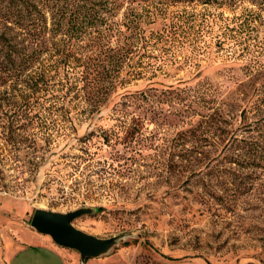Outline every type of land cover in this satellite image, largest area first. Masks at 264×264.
<instances>
[{
	"label": "rangeland",
	"instance_id": "obj_1",
	"mask_svg": "<svg viewBox=\"0 0 264 264\" xmlns=\"http://www.w3.org/2000/svg\"><path fill=\"white\" fill-rule=\"evenodd\" d=\"M115 1L120 4L116 18H124L128 9L136 12L138 26L147 34L160 29L184 7L177 0ZM6 3L0 0V8L6 9ZM205 16L216 21L215 29L192 41L181 36L175 44L169 43L167 59L171 63L157 79L175 84L179 78H207L216 85L224 84L221 92L231 102L238 100L236 95L229 97L233 91L225 89L234 85L232 76L245 78L241 60L230 59L219 48L216 31L224 21L253 18L256 38L264 45V0L210 5ZM139 45L136 59L144 60L145 65L163 59L155 49L150 50L155 56L147 57L150 47L141 41ZM147 84V80H139L119 88L100 108L72 102L67 111H42L52 137L37 140L42 147L37 152L42 161L39 168L8 170L12 186L0 192V264H264V169L216 168L217 161H226L223 146L241 123L240 110L223 109L229 122H223L219 139L217 133L209 134L211 144L203 149L209 158L198 156L175 172L169 171L164 166L170 156L168 140L175 131L189 127L180 118L167 112L168 125L141 123L143 130L147 127L156 136L128 148L117 144V137L111 134L125 118L134 124L132 117L139 113L114 103L124 90H142ZM115 150L123 158L113 164ZM220 154L222 158L217 159ZM230 167L235 170H228ZM194 169L201 170L197 174ZM84 205L100 209L76 219V227L103 238L121 237L108 254L85 263L78 251L58 246L31 226L37 208L68 212ZM33 233L50 241L56 254L39 247Z\"/></svg>",
	"mask_w": 264,
	"mask_h": 264
},
{
	"label": "trees",
	"instance_id": "obj_2",
	"mask_svg": "<svg viewBox=\"0 0 264 264\" xmlns=\"http://www.w3.org/2000/svg\"><path fill=\"white\" fill-rule=\"evenodd\" d=\"M228 1L177 0L183 9L160 29L147 34L138 26L136 12L128 9L124 18H116L120 4L115 0L61 4L52 0H7L6 9L0 8V192L12 186L8 170L39 168L42 161L37 159V152L42 147L37 140L52 137L42 111H67L72 102L100 108L119 88L126 89L139 80L148 81L145 89L124 90L114 103L120 109L139 111L132 117L134 124H128L125 118L118 130H112L117 144L128 148L153 139L156 134L147 127L143 130L140 124L168 125V112L189 126L175 131L168 140L170 156L164 166L175 172L198 156L209 158L208 151L203 150L211 144L209 134L217 133L219 139L223 122H229L223 109H238V132L227 139L223 146L226 161H217L216 168L227 171L230 165L242 170L264 169V59L259 58L264 55V45L256 38L253 18L224 21L216 31L219 48L230 59L241 60L245 78L232 76L234 85L225 89L233 91L229 97L236 95L238 100L231 102L221 92L224 84L216 85L207 78H179L175 84L157 79L171 63L167 59L169 43L175 44L181 36L192 41L214 30L216 21L205 16L206 10ZM140 41L150 47L147 57L155 56L150 51L155 49L163 59L148 66L136 59ZM135 150L131 152L139 153ZM122 158L115 150L112 163Z\"/></svg>",
	"mask_w": 264,
	"mask_h": 264
},
{
	"label": "water",
	"instance_id": "obj_3",
	"mask_svg": "<svg viewBox=\"0 0 264 264\" xmlns=\"http://www.w3.org/2000/svg\"><path fill=\"white\" fill-rule=\"evenodd\" d=\"M96 210L99 208L87 205L68 212L37 208L34 211L31 226L39 233L49 235L58 246L78 251L82 262L85 263L89 258L108 254L121 238L119 236L99 237L74 225L76 219L92 214Z\"/></svg>",
	"mask_w": 264,
	"mask_h": 264
},
{
	"label": "crops",
	"instance_id": "obj_4",
	"mask_svg": "<svg viewBox=\"0 0 264 264\" xmlns=\"http://www.w3.org/2000/svg\"><path fill=\"white\" fill-rule=\"evenodd\" d=\"M33 234H35V233H33ZM30 236H32V235H30ZM35 236H36V238L39 239V241H38V243H39L38 246L39 247L46 248L49 252L56 254V250L51 245L52 243L50 241H48L44 237H39L40 235L35 234ZM33 246H34V244L31 245V247H33Z\"/></svg>",
	"mask_w": 264,
	"mask_h": 264
}]
</instances>
